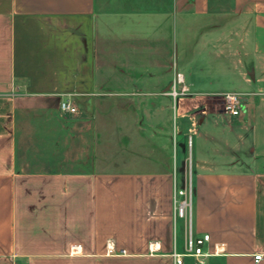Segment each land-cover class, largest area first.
Instances as JSON below:
<instances>
[{
  "label": "crops",
  "instance_id": "1",
  "mask_svg": "<svg viewBox=\"0 0 264 264\" xmlns=\"http://www.w3.org/2000/svg\"><path fill=\"white\" fill-rule=\"evenodd\" d=\"M225 92L252 95L232 115ZM110 96L118 127L133 112L167 138L150 168L99 165ZM67 98L78 112L61 110ZM190 156L204 262L186 254L174 202ZM175 253L264 264V0H0V264H177Z\"/></svg>",
  "mask_w": 264,
  "mask_h": 264
},
{
  "label": "rangeland",
  "instance_id": "2",
  "mask_svg": "<svg viewBox=\"0 0 264 264\" xmlns=\"http://www.w3.org/2000/svg\"><path fill=\"white\" fill-rule=\"evenodd\" d=\"M116 103H118L116 98L110 96V100L108 101L110 105L108 106H112V109L109 108L101 112L102 115L100 114L99 117L97 156L99 165L105 166L108 169L138 170L150 168L148 159L150 151L151 154L157 152L164 156L169 153L170 146L167 138L156 136L150 133L149 130L139 127L141 124L140 116L135 113L133 116V112H129L130 114L127 116V119L125 116L124 122H126V125L118 127L117 119L122 117L116 110ZM136 140L139 143L136 144ZM188 149L190 155L189 145ZM138 151L143 152V154H140L142 156L136 153ZM150 159L153 161L152 158ZM187 162H189V159ZM187 162L184 167L185 171L188 169Z\"/></svg>",
  "mask_w": 264,
  "mask_h": 264
},
{
  "label": "built area",
  "instance_id": "3",
  "mask_svg": "<svg viewBox=\"0 0 264 264\" xmlns=\"http://www.w3.org/2000/svg\"><path fill=\"white\" fill-rule=\"evenodd\" d=\"M181 76L178 74L177 80L181 81ZM185 92V90H183ZM174 96L177 95L175 88L170 91ZM248 92H225L222 94V98L225 102V109L232 115L240 114L243 103L247 101L248 97L251 96ZM60 108L62 111L67 113L78 112L77 106L74 102L67 98L60 102ZM188 145L191 148L192 141L191 137L188 140ZM187 177L183 187L176 190L174 195V202L176 206L177 215L179 217L185 218L188 222V233L186 241V254L196 256L200 259V262H204V258L211 254V252H206L204 250V244L210 238V234L205 233L203 236H198L195 234L192 228V208H193V176H192V162L191 156L189 157ZM121 254H125V250H120ZM184 254H174L175 262L181 264L183 262ZM262 258V254H256L255 260L259 261Z\"/></svg>",
  "mask_w": 264,
  "mask_h": 264
}]
</instances>
